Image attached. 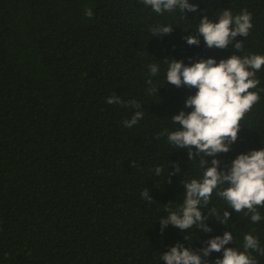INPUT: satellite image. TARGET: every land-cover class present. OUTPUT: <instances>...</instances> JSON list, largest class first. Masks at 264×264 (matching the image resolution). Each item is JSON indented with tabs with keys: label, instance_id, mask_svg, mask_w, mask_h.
<instances>
[{
	"label": "trees",
	"instance_id": "trees-1",
	"mask_svg": "<svg viewBox=\"0 0 264 264\" xmlns=\"http://www.w3.org/2000/svg\"><path fill=\"white\" fill-rule=\"evenodd\" d=\"M189 2L199 9L186 16L178 9L157 14L140 0H0V264H166L162 254L178 242L199 251L226 231L234 241L225 247L243 251L249 233L264 247V207H258L261 221L252 223L216 190L202 210L209 216L215 207L221 218L228 210L227 225L209 216L211 232L172 225L161 231L166 208L184 201L181 181L203 175L200 157L190 161L188 148L176 149L158 135L179 127L171 118L192 110L185 103L196 92L167 83V61L264 55V0ZM224 9L252 15L249 35L236 37L243 51L234 43L208 48L203 36L198 46L186 42L200 19L215 20ZM159 25L173 31L152 36L150 28ZM152 63L160 69L156 77ZM149 78L156 94H148ZM256 79L250 91L264 88V66ZM259 94L231 150L217 156L222 171L239 154L264 148ZM113 95L141 108L108 104ZM137 110L143 118L125 127L122 121ZM175 163L181 171L169 176ZM145 189L151 202L142 198ZM252 255L264 264V256ZM222 256L205 259L214 264Z\"/></svg>",
	"mask_w": 264,
	"mask_h": 264
},
{
	"label": "clouds",
	"instance_id": "clouds-1",
	"mask_svg": "<svg viewBox=\"0 0 264 264\" xmlns=\"http://www.w3.org/2000/svg\"><path fill=\"white\" fill-rule=\"evenodd\" d=\"M153 12L163 15L165 12L179 10L187 16V12H196L199 5L190 3L189 0H140ZM85 15L91 18L92 9H86ZM252 15L247 10L241 14L233 15L230 9H224L217 19L204 16L199 20L196 35L185 37L189 45H199L200 36L208 48L225 49L234 43L235 49L243 51L242 41H237V36L247 37L252 29ZM152 36H162L173 31L171 25L152 26ZM166 71L167 83L176 87L187 86L195 88L194 95H190L185 103L190 112L180 111L171 119L173 124L179 127L169 131L165 129L159 133L167 136V141L176 149L188 148L190 161L200 157L199 167L203 169L200 179L193 178L190 181H181L185 188L183 203L173 210L167 207V215L159 220L161 231L172 225L182 232L196 227L204 232H211L212 228L206 223L209 216L216 217V221L227 225L231 212L225 210L223 217L219 211L212 207L209 216L204 215L202 209L210 203L215 194L226 201L229 208L237 213H244L250 217L252 223H259L262 219L258 207H264V148L253 149L247 153L239 154L231 164V167L222 171L221 161L217 158L220 153H227L231 145L238 139L241 130V122L245 119L252 107L259 102V92L264 88L256 89L260 83L256 79V72L264 66V55H240L233 54L226 59L215 58L200 59L195 63L186 65L183 60L169 59ZM151 77L159 74V66L156 63L148 65ZM148 94H156L159 87L149 78ZM108 104H120L140 109L141 104L135 99L125 102L120 97L113 95L107 99ZM142 111H135L131 119L122 121L125 127L132 128L143 118ZM207 157H212L211 166ZM171 167V165H170ZM163 169L155 168V174L159 176ZM181 171L178 163H175V171L169 173L175 175ZM170 182V181H169ZM227 185L221 188V185ZM142 198L151 202L153 197L147 189L143 190ZM170 204V203H169ZM188 239V237H186ZM234 241L231 231H226L222 236H215L206 241V247L194 251L178 242L169 251L162 254L161 259L166 264H213L205 259L213 252H223L222 258L217 257L214 264H258L252 252L264 256V247L260 246L259 238L251 233L244 235L243 251L239 248L225 247Z\"/></svg>",
	"mask_w": 264,
	"mask_h": 264
}]
</instances>
